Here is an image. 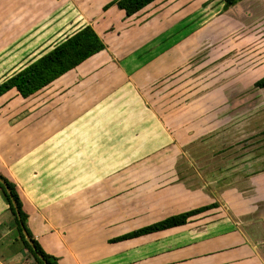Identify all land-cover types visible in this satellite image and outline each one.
<instances>
[{"label":"crops","instance_id":"obj_1","mask_svg":"<svg viewBox=\"0 0 264 264\" xmlns=\"http://www.w3.org/2000/svg\"><path fill=\"white\" fill-rule=\"evenodd\" d=\"M111 1L0 0V83L86 24L105 48L74 69L87 74L108 61L93 81L65 82L73 69L29 97L0 96V173L15 183L31 234L59 264H264V166L206 182L228 163L230 146L207 150L199 124L181 138L189 121L157 94L185 63L186 20L173 11L184 2L154 0L121 30L119 17L107 18L118 9ZM184 154L196 174L137 195L113 182ZM212 202L183 225L111 241ZM0 264H34L1 193Z\"/></svg>","mask_w":264,"mask_h":264},{"label":"rangeland","instance_id":"obj_2","mask_svg":"<svg viewBox=\"0 0 264 264\" xmlns=\"http://www.w3.org/2000/svg\"><path fill=\"white\" fill-rule=\"evenodd\" d=\"M220 1L182 0L183 5L173 10L186 20L183 27L187 35L183 48L186 59L178 73L169 78L164 76L172 84H166L165 88L162 85L157 94L159 100H169L171 112L176 109L179 118L189 121L179 137L187 139L199 124L202 126L199 138L205 140L207 150L213 148L219 152V146H230V160L225 167L205 178L206 182L214 177L217 178L215 182L225 183L228 179L248 178L264 166V87L254 86L264 75V0H241L228 10H220ZM114 16L119 17L118 23L123 30L126 26L122 25L130 16L114 9L107 18L111 20ZM110 57L115 60L114 55ZM100 63L98 60L97 67L87 74L74 69L63 80L73 82L85 78L93 81L97 75L94 72L108 61ZM218 134L219 140L213 145L212 136ZM172 137L174 142L178 140L175 135ZM190 140L194 143L196 138ZM168 162L170 164L165 162L166 167L160 170L143 164L113 182L121 192L137 195L168 185L166 183L174 182L182 173L196 174L185 154ZM215 182L207 183L209 190L219 187Z\"/></svg>","mask_w":264,"mask_h":264},{"label":"trees","instance_id":"obj_3","mask_svg":"<svg viewBox=\"0 0 264 264\" xmlns=\"http://www.w3.org/2000/svg\"><path fill=\"white\" fill-rule=\"evenodd\" d=\"M152 1L154 0H113L109 5H115L118 9L122 10L126 16H131ZM239 1L241 0H221L222 10H226ZM104 48L105 44L99 34L91 25L86 24L67 36L61 42L57 43L50 50L34 59L21 70L2 81L0 83V96L14 89L18 96L23 98L29 97L51 84L54 80L78 67L81 63ZM254 86L258 88L264 87V75L254 82ZM0 179L6 183L5 187L0 180V191L8 204V209L12 215L18 233V240L33 259L34 264H59L57 258L45 252L39 242L31 234L27 226L28 213L23 207V201L16 189L15 183L1 173ZM7 189H9L10 192H7ZM13 202H15L16 208ZM216 206L217 203L212 202L168 215L153 223L113 238L111 241L124 240L134 236L177 227L185 224L191 216ZM20 223H22V226ZM22 227L26 230L31 239V243L27 241L23 234Z\"/></svg>","mask_w":264,"mask_h":264},{"label":"water","instance_id":"obj_4","mask_svg":"<svg viewBox=\"0 0 264 264\" xmlns=\"http://www.w3.org/2000/svg\"><path fill=\"white\" fill-rule=\"evenodd\" d=\"M1 180V179H0ZM1 182L4 184V186L6 187V183L4 182V181H2L1 180ZM7 192H10L9 191V189H7ZM14 203V206H15V208H16V204H15V202H13ZM17 210V209H16ZM21 224V226H22V223H20ZM22 232H23V234L25 235V237H26V239H27V241L29 242V243H31V239L29 238V236H28V234H27V232H26V230L22 227Z\"/></svg>","mask_w":264,"mask_h":264}]
</instances>
